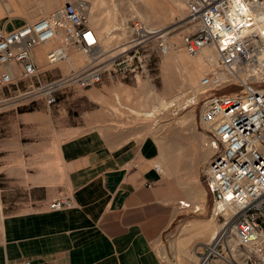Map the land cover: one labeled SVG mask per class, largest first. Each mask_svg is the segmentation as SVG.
<instances>
[{"label":"crops","instance_id":"0c3cea01","mask_svg":"<svg viewBox=\"0 0 264 264\" xmlns=\"http://www.w3.org/2000/svg\"><path fill=\"white\" fill-rule=\"evenodd\" d=\"M201 60L197 76L213 65L204 56L193 62ZM139 76L104 72L95 85L59 90L51 104L41 98L30 102L42 106L0 110L14 118L11 133L0 124V264L196 263L206 228L179 233L176 243L184 247H175L167 218L176 213V197L150 162L160 155L157 143L142 140L133 115L153 103L141 102ZM2 90L1 97L9 94ZM177 180L174 194L195 198L191 185ZM67 195L71 206L49 208Z\"/></svg>","mask_w":264,"mask_h":264},{"label":"built area","instance_id":"2783aa9c","mask_svg":"<svg viewBox=\"0 0 264 264\" xmlns=\"http://www.w3.org/2000/svg\"><path fill=\"white\" fill-rule=\"evenodd\" d=\"M186 11L197 22V28L183 36L188 53L212 44L220 64L233 70L255 59L251 50L264 37V28L259 29L264 24V0H186ZM89 12V0H66L57 11L32 21L23 19L11 27L9 21L0 23V89L9 91L0 98L2 104L41 98L51 104L59 90L95 85L104 72L147 76L152 68L147 43L157 38L158 52L168 49L158 30L133 17L122 47L111 53L100 44ZM56 37L58 43H52ZM41 45L51 67L41 66L33 51ZM73 51L84 53L85 61L61 71L56 63ZM10 64L18 71L9 70ZM198 117L216 145L203 180L212 195L211 212L217 207L221 226L195 251V264H264V87L245 81L238 91L209 93ZM179 203L189 207L188 201ZM72 204L67 195L51 200L49 208ZM228 208L233 212L226 217Z\"/></svg>","mask_w":264,"mask_h":264},{"label":"rangeland","instance_id":"374dc122","mask_svg":"<svg viewBox=\"0 0 264 264\" xmlns=\"http://www.w3.org/2000/svg\"><path fill=\"white\" fill-rule=\"evenodd\" d=\"M48 1L49 0H0V18L4 17L5 22L9 21L8 26L11 27L14 24L15 25L19 24L20 22H22L23 19L32 21L36 19L38 16L48 15L52 13L57 7H60L63 4V2L66 0H60L51 8L47 6ZM147 1L150 3L151 8L163 12H166L167 10L170 13L171 6L174 7L172 0H147ZM143 2H144L143 0H103L102 3L99 5L100 6L99 12H101L104 15V19L106 21L110 22V24L107 27V30L108 32H110L109 36L113 39V41L109 47L107 46L108 49H113L114 47L123 43L124 39L127 37L128 34V27H129L128 24H130V21L133 17H138L142 19L143 22L146 23L147 25L151 24L153 27L155 26L164 27L165 32H168L167 34L168 39H171L172 37L177 36L179 34L182 37L180 40V43L182 45H183L184 34H187L197 28V22H193L191 18H189L186 9L185 11L176 9L174 18H172V15H169V13H167L165 18L163 19L164 22L158 24L152 21L149 24V22H147V20H145L141 16V13H145L146 11L149 10V8ZM89 3L92 6L93 0H89ZM108 32L105 31L104 33L107 34ZM155 40L156 39L148 42L145 47L147 51L150 53V66L152 67L150 70V74L147 76L142 75L138 77L139 88L142 91L141 102H145L146 100L152 101L153 103L150 105L152 106L154 105L155 102H158L161 98L174 99L180 96L181 99L179 100L177 106L172 107L167 112L162 111L163 113H160V115L156 117L154 116L146 117L144 116V113L141 116L133 114L137 117H140L139 120H141L142 122V129L138 132V134L141 135L142 140L145 142L150 141L156 147V139L158 140L160 137L165 136L171 129H173V126L176 125L175 124L176 122L181 121V125L179 126V129L186 128L184 126L186 123L185 117L192 107L191 106L186 107L185 105H184L185 107H182L185 102L184 100L188 98L196 100L195 110H194L195 117L192 123L194 125L191 128H187L186 130L187 134L181 138V143L185 146L184 154L185 156L187 154V156L186 157L184 156L185 159L183 158V160L181 161L179 165L180 169L178 173L169 174V177L172 178L167 179L159 171H158L159 173L157 172L159 177L165 181L167 192L176 197L175 198L176 213L175 212H173L174 214L169 213L167 221H170L173 218L172 219L173 221L171 223V228L172 231H174V235L171 238H173V243L176 245L175 247H177L181 252L184 246L179 247L176 243L179 233H181V236H185L187 233L197 230L196 234H199L198 233V230L200 229L199 226H204L203 229L206 228V237L203 238V242H208L221 226L220 217L216 218L214 221L212 220L213 217V214L211 212V207L213 202L212 195L207 191L205 182L203 180V171L207 165L210 156L213 154V151H211V153L206 152V150L208 151L209 147L211 146L210 134L209 131L206 129V126L199 121V117H198L202 99L205 95L209 93L238 91L241 88L242 81L236 80L229 84L210 88L204 93L199 94L197 88H193L189 82L190 77L192 75L194 76L193 72L191 71L192 65L190 67L191 70L189 72L186 66L180 64L174 59H168L167 61L165 59L166 57L162 56V54L158 52V48ZM38 54L40 55L41 52H38ZM198 55L194 56L189 54V56L192 58H195ZM217 67H218L217 63L213 65H208L205 68V72L201 73L200 79L203 78L208 73H213ZM57 71H58L57 69L53 70V72H57ZM47 73L51 74L52 71ZM250 81L253 84L264 87V79L250 80ZM2 91L4 93H8V90L6 88H3ZM143 91L149 92L151 93V95L149 96L144 95ZM26 101L27 100L25 99H21L17 101L8 102L5 104L0 103V110L11 106H15L17 104ZM38 105L42 106V102H36V101L29 102L26 106L32 108L33 106H38ZM126 113H131V112H126ZM130 115L131 114H129L128 116ZM13 120L14 118L12 113L9 114L7 113L5 115L0 116V124H4L5 126L4 131L7 130L5 132L11 133L12 128L11 125L9 124L13 122ZM129 122L130 121L126 120V124ZM1 132L2 131L0 130V133ZM1 137L2 136H0V138ZM197 137H202L201 146L203 149L197 147L199 144ZM211 148L213 149V147ZM150 162L152 163L153 168L156 167L154 158L151 159ZM195 165L198 166L197 170L194 169ZM186 169L189 172H187ZM193 172H198V176H196L197 180L195 181L194 179L193 180L191 179L193 181V186L196 188L195 192H197L198 194L205 195V208L199 213L197 212L194 213L193 210L179 209L180 207L179 201L180 199L183 198V196L179 191H177L176 194H174V189L178 190L180 187V185L177 182L178 174L180 175L178 176L179 178L181 176L182 178H188V176L191 175V173ZM182 174H184L185 176ZM170 205L172 206L171 202ZM192 217H197V218L190 219ZM199 217H201L202 219H199ZM202 233L204 235V232ZM161 246H162V242H161ZM186 248L187 250L192 249L189 246ZM184 253H187V251H185ZM179 254L180 253H177V255Z\"/></svg>","mask_w":264,"mask_h":264},{"label":"bare ground","instance_id":"6f19581e","mask_svg":"<svg viewBox=\"0 0 264 264\" xmlns=\"http://www.w3.org/2000/svg\"><path fill=\"white\" fill-rule=\"evenodd\" d=\"M103 0H93V5H90V12H89V19L91 25L94 27V29L97 32L100 44L105 50H111V53L115 52L116 50H119L122 47V43L113 49H108V47L112 44L113 39L109 36L110 32H108L107 27L110 24V22L106 21L104 19V15L99 12V5L102 3ZM144 4L149 8L148 11L145 13H141V16L147 20V22H154V23H161L164 22L163 19L169 13L167 10L166 12L155 10L151 8L150 3L147 0H143ZM173 6H171L169 15H172V18H174L176 9L185 11L186 9V0H172ZM61 7V6H60ZM60 7H57L53 12L57 11ZM142 20V19H141ZM143 21V20H142ZM158 21V22H157ZM193 21V20H192ZM147 28L150 30H158L157 33H161V36H163L165 39H167V45L168 49L165 53L162 54V56H165L167 59H174L175 61L179 62L180 64L186 66L188 68V71L190 72L192 68V72L194 76L192 75L190 77V84L193 88H197V91L199 94L204 93L210 88L222 86L225 84H229L233 81L239 80L242 82H247L250 80H262L264 79V37H262V41L258 42L256 46L251 50L253 54L255 55V59L253 61L247 62V63H239L234 66V70L230 67H224L219 62V54L216 50V48L212 44H207L204 47H202L199 51H197L195 54H190L186 52L183 45L180 43L181 36L178 34L177 36L172 37L171 39H168V32H165V28L162 26H155L153 27L151 24L147 25ZM151 26V27H150ZM264 28V24L259 25V29ZM107 31L108 33L105 34L104 32ZM130 32V27H128V34ZM127 38V37H126ZM157 39V38H154ZM59 38L56 37L52 43H58ZM108 46V47H107ZM106 47V48H105ZM44 48L45 46H35L33 51L38 58V60L41 62L44 59L45 65L44 68L51 67V65L46 63L45 56H44ZM38 49V50H37ZM41 51V54H38V51ZM115 50V51H114ZM203 50V51H202ZM113 51V52H112ZM202 51V52H201ZM201 52V53H200ZM200 53V54H199ZM190 55H198L197 57L204 56V58L207 60V62H210V64H218V67L215 69L213 73H208L203 78L200 79V75H196V72L200 69H202L204 65V61L193 62L195 58H192ZM42 56V57H41ZM85 59V55L82 52L79 51H73L70 52L68 58L60 60L56 63V65L61 67L64 72H66L71 67H74L76 65L81 64ZM192 65V67H191ZM191 67V68H190ZM9 70H12L14 72H17L18 69L15 65L10 64L7 66ZM191 72V73H192ZM181 99L180 96L171 99V98H161L158 102H155L154 105L147 107V104L144 107V116L146 117H156L160 115V113L167 112L172 107L177 106L179 100ZM185 99V98H184ZM26 100V99H25ZM184 104L182 107L191 106V110L186 114V128H180L181 121L176 122L173 126V129H171L165 136L160 137L158 140L156 139V143L158 145L160 155L158 158H156L155 161V170L158 172L159 170L169 176L171 173H178L179 171V165L181 161L183 160L185 154H184V145L181 143V138L187 134L186 130L187 128H191L194 124V110H195V104L196 100L193 99H185ZM5 102V101H4ZM3 103V102H0ZM185 105V106H184ZM183 126V125H182ZM183 126V127H184ZM187 140V138H186ZM198 140V148L203 149L201 146L202 137H197ZM204 140V138H203ZM205 142V141H203ZM210 147L207 153H211V151H215L216 145L212 143V138L210 136ZM190 144V143H189ZM194 144V143H193ZM190 146V145H189ZM194 147V146H193ZM213 147V149L211 148ZM191 149V148H189ZM187 150V149H186ZM189 151V150H188ZM186 152V151H185ZM191 154V153H190ZM209 155V154H208ZM187 156V154H186ZM185 156V157H186ZM196 156V155H195ZM189 157V156H188ZM187 157V158H188ZM197 158V157H196ZM185 159V158H184ZM198 163V162H197ZM197 165L194 166V169L197 170ZM189 169V168H188ZM191 170V169H190ZM159 171V172H160ZM187 171V169H186ZM158 172V173H159ZM189 172V171H187ZM184 175V174H182ZM178 176H180L178 174ZM177 176V177H178ZM185 176V175H184ZM183 176V177H184ZM190 176V177H189ZM188 178H182V176L179 178L182 180V182H186L187 184L191 185V190L193 194L195 195V198H191L188 201L189 207L188 208H181L179 203V209H187V210H193L197 213L201 212L205 208V195L204 194H198L195 192L196 188L193 186V179L196 181L198 176V172H193L191 175H189ZM192 179V180H191ZM183 202H186L187 200H182ZM191 201V202H190ZM180 202V201H179ZM193 203V204H192ZM217 207H214L212 214V220L214 221L216 219L215 212L217 211ZM194 212V213H195ZM233 212V208H228L223 213H226V217H228ZM197 250V249H196Z\"/></svg>","mask_w":264,"mask_h":264}]
</instances>
